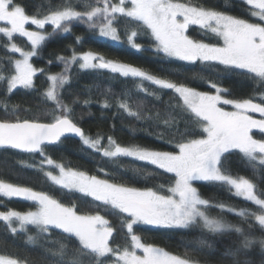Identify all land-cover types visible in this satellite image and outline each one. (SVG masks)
I'll use <instances>...</instances> for the list:
<instances>
[{"label":"snow or ice","instance_id":"obj_1","mask_svg":"<svg viewBox=\"0 0 264 264\" xmlns=\"http://www.w3.org/2000/svg\"><path fill=\"white\" fill-rule=\"evenodd\" d=\"M241 4L260 23L191 0H95V4L83 0L84 10H77L65 0L58 7H49L43 15L39 7L37 14L29 15L14 0H0V34L6 38L3 47L7 54L0 57V83L5 85V99L0 100V107L8 117L0 119V149L16 150L30 157L38 154L42 158L38 164L25 167L42 171L65 194L78 193L97 202L95 214H81L75 204L65 205L49 193L0 179V197L30 202L35 209L0 211V222L6 229L12 235L24 233L29 245L35 246L38 240H43L45 243L39 246L47 253L49 264H199L187 256L144 242L136 229L187 230L202 226L212 234L239 235L238 245L225 253L232 257V264H255L248 254L257 244L259 264H264V238L257 240L250 231L208 215L210 207H217L247 221L249 229L258 226L264 236V193L257 191L252 180L234 176L226 167L235 151L254 172L258 168L264 170V94L259 103L251 98H229V90L211 79L205 82L214 92L199 91L129 63L108 60L92 51L77 54L73 50L70 57H57L63 64L62 72L47 74L48 87L42 96L51 102L50 120L22 119L17 111L19 106H9L7 100L17 89L36 91L34 78L37 73H45L30 61L39 55L38 50L51 36L57 32L69 34L72 23L78 22L89 29H98L100 37L118 42L121 36L116 24L121 19L132 26L130 30L126 27L125 35L127 43L137 52L144 50L137 42L144 36L150 41L148 47L168 60L192 65L199 62L226 72L239 70L238 74L264 87V0H241ZM27 25L37 30H29ZM46 26H51L52 31H42ZM191 26L210 33L222 44L190 38L187 33ZM17 36L26 39L30 48L13 42ZM76 40L79 42L81 38ZM14 54L19 58H13ZM77 64L81 70H108L125 80L131 79L140 93L156 101L161 100L164 91L173 94L175 103L169 102L164 111L156 110L153 115L143 102L135 110L127 99H118L116 104L129 117L146 123L142 130L148 136L173 150L136 143L124 145L112 136L107 137L105 145L99 134L95 138L87 135L73 118L74 109L63 103L60 95V90L70 83L69 70ZM145 82L154 88L146 87ZM90 103L89 99L83 101L85 106ZM112 106L107 98L101 104L104 109ZM250 113H258L261 118L256 119ZM253 130H258L260 138L254 136ZM68 136L77 137L87 149L113 163L120 164L125 158L143 162V166L131 169L138 176L171 174L169 183L167 187L160 184L159 190L141 189L114 182L107 172L105 178H100L55 163L47 155V148L62 143V138ZM45 164L58 169L59 174L44 171ZM146 166H152V170ZM197 181L227 187L232 195L255 209L212 204L194 186ZM101 211L111 212L121 220V228L126 229L124 244L115 243L114 227ZM32 229L35 235L29 234ZM54 234L59 239L53 241ZM199 243L209 249L213 247L204 240ZM0 264L31 262L0 254Z\"/></svg>","mask_w":264,"mask_h":264},{"label":"trees","instance_id":"obj_2","mask_svg":"<svg viewBox=\"0 0 264 264\" xmlns=\"http://www.w3.org/2000/svg\"><path fill=\"white\" fill-rule=\"evenodd\" d=\"M14 2L22 5L25 8L26 14H37L39 7L40 14L43 15L47 13L49 7H58L65 0H14ZM66 2L72 4L77 10H84L83 0H66ZM88 2L95 4V0H88ZM184 2H188V0H184ZM191 2L207 7H216L218 10L227 11L228 14L244 18L249 22H257L254 17L245 11L247 6L242 5L241 0H227V8L225 7L226 0H191ZM116 26L121 36V40L117 43L98 38L96 29H89L86 24L78 22L72 23L69 34L57 32L51 36L42 48L38 50L39 55L33 57L31 60L34 67L43 69L45 73L43 75L37 73V76L34 78L36 91L17 89L7 97L9 106L18 105L17 111L20 113L22 119L33 117L40 118L42 122L50 120L51 117L48 115V112L51 111L52 105L51 102H46L42 96V93L48 87L47 74L62 72L63 66L58 62L57 57H70L73 50L77 54L93 51L102 55L105 59L141 67L155 75L165 76L174 81L186 83L199 91H214L205 82V80L211 79L229 90V98H251L254 102H261L264 87H258L256 83L245 75L238 74L239 70L226 72L220 71L218 67L207 66L199 62L192 65L178 60H168L162 54H156L152 48L148 47L150 41L144 36L139 37L137 40L138 43L144 46V50L137 52L127 43L125 35L126 27L130 30L132 26L126 25L122 19L117 22ZM26 27L29 30H37L32 25H27ZM42 31L51 32V26H46V29ZM188 35L193 39L206 43L220 44L218 38L212 36L210 33L205 34L203 30L197 27H190ZM76 37H80L81 40L78 42ZM5 42L6 38L0 34V57L7 55L3 47ZM13 42L26 49L30 48V45H28L24 38L17 36ZM13 58H18V55L14 54ZM3 74L7 75V72ZM69 76L70 83L60 90V95L63 103L74 109L72 116L87 135L95 138L99 134L103 138L102 142L105 145L107 144V137L112 136L124 145L136 143L160 150H173L170 145L156 141L148 136L142 130L147 127L146 123L129 117L127 113L118 110L116 107L118 99H127L134 110L138 103L143 102L145 109L151 110L149 114L153 115L156 110L164 111L169 102L175 103L173 94L169 91H164L161 94V100L156 101L140 93L131 79L125 80L119 77L118 74H112L108 70H81L78 64L72 66L69 70ZM200 76L204 77V79L197 78ZM145 86L150 89L154 88V86L147 84V82H145ZM4 87L5 85L0 83V100L5 99ZM124 93H127V96L123 95ZM106 98L113 105L111 108L104 109L101 107ZM85 99L91 100V103L87 106L83 104ZM73 101L77 102L73 103ZM5 118L8 117L3 107H0V119ZM253 134L256 138H260L259 132ZM62 141L58 145L48 147L47 155L55 163L63 164L66 168L85 171L89 175H98L100 178H105V172H107L114 182L124 183L128 186L141 189L153 188L154 190H159L160 184L163 183L167 187L169 183L171 174L152 177L134 174L131 169L143 166V162H135L125 158L120 164L113 163L87 149L80 141L69 138ZM41 159L39 155L30 157L28 154L2 150L0 151V179L31 187L36 191L49 193L65 205L70 206L75 204L81 214H95L97 202L92 201L90 197H84L78 193L65 194L58 186L52 185L42 171L37 168L30 169L25 167L26 164H38ZM43 167L44 171H52L53 174L58 173L55 167H49L46 164ZM146 167L148 170H152V166ZM226 167L230 169L231 174L234 176L240 175L252 180L257 185V191L264 193V170L258 168L254 172L241 159L240 154L235 151L230 156ZM101 168L104 171H101ZM194 186L198 188L202 197L208 199L212 204L224 203L236 209H255V206L243 201L242 198L232 195L227 187L205 184L199 181L194 182ZM10 209L19 211L35 210L30 202L15 198L8 200L7 198L0 197V211ZM100 214L104 215L109 220V223L113 225L115 243L124 244L126 229L121 228V220L111 212L101 211ZM208 215L242 227L245 231H250L253 234V238L257 240L264 238L258 226L249 229L247 221L234 214L221 211L217 207H210ZM251 222L255 224L254 220ZM56 231L58 232V230ZM136 231L137 234L141 235L144 242L162 247L175 255L187 256L191 260L198 261L199 264H232V257L225 255V253L228 249L235 248L240 240L239 235L234 232L212 234L202 226L187 230L139 227ZM29 234L35 235V230L32 229ZM56 239H59V237L54 234L52 240ZM200 240L206 241L208 244L213 245V247L209 249L201 245L199 243ZM25 241L26 235L24 233L12 235L6 229L4 223L0 222V254L27 260L31 264H49L47 253L39 246L45 243L43 240H38L35 246L29 245ZM248 255L255 264H259L261 259L259 245H255Z\"/></svg>","mask_w":264,"mask_h":264},{"label":"rangeland","instance_id":"obj_3","mask_svg":"<svg viewBox=\"0 0 264 264\" xmlns=\"http://www.w3.org/2000/svg\"><path fill=\"white\" fill-rule=\"evenodd\" d=\"M256 20H257V22L256 23H260V21L258 20V18H255ZM191 27H196V26H191ZM198 28V27H197ZM97 30V37L98 38H101V39H104V40H108V41H110V42H112V43H117V42H114V41H111L110 39H107V38H102V37H100L99 36V34H98V29H96ZM187 35H188V33H187ZM190 37V36H189ZM191 38V37H190ZM220 41V40H219ZM220 44H222V41H220ZM93 52V51H92ZM96 53V52H95ZM18 55V54H17ZM18 58H19V55H18ZM31 62V61H30ZM60 64H62L60 61H58ZM62 66H63V64H62ZM211 92H214V91H211ZM226 107V109L227 110H232L231 109V107L230 106H225ZM250 115H252L254 118H256V119H260L261 117L259 116V114L258 113H250ZM256 132H258V130H253V133H256ZM47 165V164H46ZM47 166H49V165H47ZM49 167H53V166H49ZM57 171H58V169H57ZM59 174V172L58 173H56V175H58ZM149 228H152V227H149ZM154 229V228H153ZM157 229V228H156Z\"/></svg>","mask_w":264,"mask_h":264},{"label":"water","instance_id":"obj_4","mask_svg":"<svg viewBox=\"0 0 264 264\" xmlns=\"http://www.w3.org/2000/svg\"><path fill=\"white\" fill-rule=\"evenodd\" d=\"M67 138H69V139H73V140H75V141H79V139H78L77 137H74V136H68V137H66V138H62V140L67 139ZM54 146H55V145H54ZM48 147H50V146H48ZM2 150H10V151H14V152L20 153V152H18V151H16V150H12V149H0V151H2ZM21 154H24V153H21ZM37 155H38V154H37Z\"/></svg>","mask_w":264,"mask_h":264}]
</instances>
